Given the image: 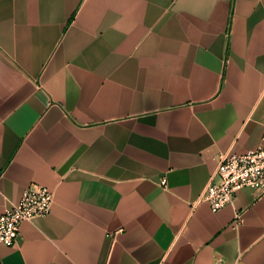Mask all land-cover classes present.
<instances>
[{"label":"crops","instance_id":"1","mask_svg":"<svg viewBox=\"0 0 264 264\" xmlns=\"http://www.w3.org/2000/svg\"><path fill=\"white\" fill-rule=\"evenodd\" d=\"M263 129L264 0H0V213L53 192L0 264H264V192L198 200Z\"/></svg>","mask_w":264,"mask_h":264},{"label":"built area","instance_id":"2","mask_svg":"<svg viewBox=\"0 0 264 264\" xmlns=\"http://www.w3.org/2000/svg\"><path fill=\"white\" fill-rule=\"evenodd\" d=\"M165 177L160 179L165 184ZM242 186L264 192V129L260 142L244 153L225 150L217 155V163L198 200H206L212 211L230 203ZM53 192L46 185L32 183L26 186L19 199L4 206L0 213V242L14 245L19 224L26 219L45 215L50 210ZM212 264H224L215 258Z\"/></svg>","mask_w":264,"mask_h":264}]
</instances>
